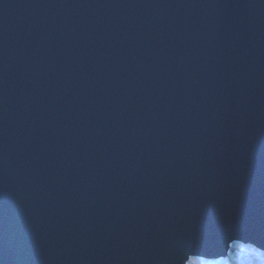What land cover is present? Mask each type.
<instances>
[{
	"label": "water",
	"instance_id": "1",
	"mask_svg": "<svg viewBox=\"0 0 264 264\" xmlns=\"http://www.w3.org/2000/svg\"><path fill=\"white\" fill-rule=\"evenodd\" d=\"M264 251V0H0V261Z\"/></svg>",
	"mask_w": 264,
	"mask_h": 264
},
{
	"label": "trees",
	"instance_id": "2",
	"mask_svg": "<svg viewBox=\"0 0 264 264\" xmlns=\"http://www.w3.org/2000/svg\"><path fill=\"white\" fill-rule=\"evenodd\" d=\"M229 245L231 247L236 245V247L231 249ZM196 259L197 264H264V251L249 243L231 242L226 245L222 253L214 257L196 256Z\"/></svg>",
	"mask_w": 264,
	"mask_h": 264
},
{
	"label": "rangeland",
	"instance_id": "3",
	"mask_svg": "<svg viewBox=\"0 0 264 264\" xmlns=\"http://www.w3.org/2000/svg\"><path fill=\"white\" fill-rule=\"evenodd\" d=\"M214 244H215V242H213L211 245H209L210 250L208 251V253H210V255L214 254L213 257L216 256L217 254L222 253L228 243H222V245H219V244H221V242L217 245H214ZM235 247H236V245H232L231 249L235 248ZM199 262H203V261H199Z\"/></svg>",
	"mask_w": 264,
	"mask_h": 264
},
{
	"label": "snow or ice",
	"instance_id": "4",
	"mask_svg": "<svg viewBox=\"0 0 264 264\" xmlns=\"http://www.w3.org/2000/svg\"><path fill=\"white\" fill-rule=\"evenodd\" d=\"M227 243V241H226ZM233 243H235L233 241ZM229 247H231V245H229ZM199 254H193L191 252H189V254H187L186 259L184 260L183 264H197V259L196 256ZM0 264H3L2 261H0Z\"/></svg>",
	"mask_w": 264,
	"mask_h": 264
}]
</instances>
